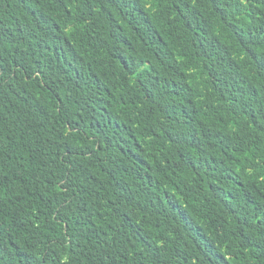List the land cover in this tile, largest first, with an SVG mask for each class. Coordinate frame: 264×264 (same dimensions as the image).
<instances>
[{
  "label": "trees",
  "instance_id": "obj_1",
  "mask_svg": "<svg viewBox=\"0 0 264 264\" xmlns=\"http://www.w3.org/2000/svg\"><path fill=\"white\" fill-rule=\"evenodd\" d=\"M0 264H264V0H0Z\"/></svg>",
  "mask_w": 264,
  "mask_h": 264
}]
</instances>
